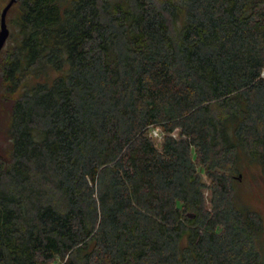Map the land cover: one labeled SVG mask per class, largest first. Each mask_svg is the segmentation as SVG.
<instances>
[{"label":"trees","instance_id":"obj_1","mask_svg":"<svg viewBox=\"0 0 264 264\" xmlns=\"http://www.w3.org/2000/svg\"><path fill=\"white\" fill-rule=\"evenodd\" d=\"M5 17L0 264H264L238 188L244 161L264 177V0H15Z\"/></svg>","mask_w":264,"mask_h":264},{"label":"rangeland","instance_id":"obj_2","mask_svg":"<svg viewBox=\"0 0 264 264\" xmlns=\"http://www.w3.org/2000/svg\"><path fill=\"white\" fill-rule=\"evenodd\" d=\"M264 72H262L263 76ZM264 77V76H263ZM10 106V103H4L0 102V151L3 148V142H2V132L4 130V125L7 120V112L6 110ZM161 130L159 129V136L161 135ZM161 141V138L154 139V142L156 145H159ZM244 165L251 166L249 169H246L244 172V178L242 179V182L238 186L239 193H240V201H242L244 204L248 205L251 209L255 210L258 215L262 217L263 220V228H264V177L260 175L258 172L257 167L252 166H258L255 163H249L244 161ZM202 180H204L206 183H208V180L206 178V175L200 174ZM205 195L207 198H209V193L207 190L205 191ZM264 242V238H263Z\"/></svg>","mask_w":264,"mask_h":264},{"label":"water","instance_id":"obj_3","mask_svg":"<svg viewBox=\"0 0 264 264\" xmlns=\"http://www.w3.org/2000/svg\"><path fill=\"white\" fill-rule=\"evenodd\" d=\"M15 0H9L6 5L3 7V10L0 12V51L3 48L5 39L8 38L9 31L7 30L6 17L5 14L14 4ZM264 76V74H263Z\"/></svg>","mask_w":264,"mask_h":264},{"label":"built area","instance_id":"obj_4","mask_svg":"<svg viewBox=\"0 0 264 264\" xmlns=\"http://www.w3.org/2000/svg\"><path fill=\"white\" fill-rule=\"evenodd\" d=\"M159 130L156 128V129H152L149 133V136L153 139H156V138H161V136H159L158 134Z\"/></svg>","mask_w":264,"mask_h":264}]
</instances>
